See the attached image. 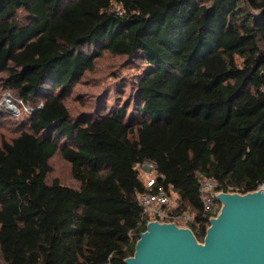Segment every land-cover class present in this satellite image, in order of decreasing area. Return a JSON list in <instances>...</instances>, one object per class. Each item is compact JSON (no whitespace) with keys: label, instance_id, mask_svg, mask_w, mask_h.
Masks as SVG:
<instances>
[{"label":"trees","instance_id":"1","mask_svg":"<svg viewBox=\"0 0 264 264\" xmlns=\"http://www.w3.org/2000/svg\"><path fill=\"white\" fill-rule=\"evenodd\" d=\"M106 53L141 73L73 117L69 91ZM0 75L36 109L0 143V264H126L145 161L200 243L215 216L200 176L219 193L264 184V0H0ZM58 152L78 187L48 182Z\"/></svg>","mask_w":264,"mask_h":264},{"label":"water","instance_id":"2","mask_svg":"<svg viewBox=\"0 0 264 264\" xmlns=\"http://www.w3.org/2000/svg\"><path fill=\"white\" fill-rule=\"evenodd\" d=\"M217 199L221 211L202 243L190 228L153 221L126 264H264V189Z\"/></svg>","mask_w":264,"mask_h":264},{"label":"rangeland","instance_id":"3","mask_svg":"<svg viewBox=\"0 0 264 264\" xmlns=\"http://www.w3.org/2000/svg\"><path fill=\"white\" fill-rule=\"evenodd\" d=\"M142 67V61L104 54L96 61L94 70L88 72L69 91L66 104L71 115L77 117L91 110L100 99L108 102L118 99L120 92L123 93L120 99H126ZM3 77L4 75H0V83ZM34 108L33 104L21 101L14 92L3 88L0 90V143L4 140L10 141L22 131H28V121L34 115ZM50 165L52 173L48 176L49 183L58 179L64 185L78 187L79 183L73 177L71 165L59 152L51 159Z\"/></svg>","mask_w":264,"mask_h":264},{"label":"built area","instance_id":"4","mask_svg":"<svg viewBox=\"0 0 264 264\" xmlns=\"http://www.w3.org/2000/svg\"><path fill=\"white\" fill-rule=\"evenodd\" d=\"M140 170L147 190L138 195V201L143 210L146 226L157 221L159 223H174L178 227L188 228L187 226L194 220V214L175 210V195L158 182L155 163L145 161ZM198 183L203 209L205 212L215 215L213 217L215 218L222 208L221 202L217 199L219 195L218 182L213 178L200 176ZM260 189H264V184Z\"/></svg>","mask_w":264,"mask_h":264}]
</instances>
